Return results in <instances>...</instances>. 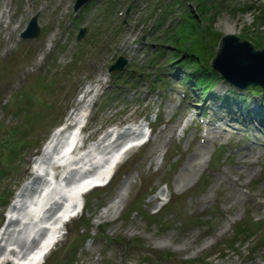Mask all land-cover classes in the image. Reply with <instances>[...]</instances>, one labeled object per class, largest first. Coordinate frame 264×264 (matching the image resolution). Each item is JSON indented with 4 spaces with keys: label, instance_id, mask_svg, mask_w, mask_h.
Listing matches in <instances>:
<instances>
[{
    "label": "rangeland",
    "instance_id": "1",
    "mask_svg": "<svg viewBox=\"0 0 264 264\" xmlns=\"http://www.w3.org/2000/svg\"><path fill=\"white\" fill-rule=\"evenodd\" d=\"M74 1L0 0V256L35 244L27 240L36 232L32 213L24 211L20 228L4 229V210L30 180L32 156L54 126L86 103L85 143L111 129L122 143L133 123L149 139L124 154L109 183L81 196V214L64 222L41 264H169L166 257L171 264H264V127L245 112L264 110V95L236 91L214 75L195 86L186 78L191 66L174 61L192 52L189 64H208L225 33L261 48L264 0H89L78 12ZM32 15L39 32L21 38ZM225 22L234 30L225 31ZM118 56L126 62L110 73ZM223 100L229 114L217 106ZM210 112L232 126L204 142L217 125ZM111 142L77 166L100 159ZM41 184L37 178L22 200ZM118 189L120 206L107 212Z\"/></svg>",
    "mask_w": 264,
    "mask_h": 264
},
{
    "label": "bare ground",
    "instance_id": "2",
    "mask_svg": "<svg viewBox=\"0 0 264 264\" xmlns=\"http://www.w3.org/2000/svg\"><path fill=\"white\" fill-rule=\"evenodd\" d=\"M224 28H225V31H228V32L232 31L235 28V24L233 22H225ZM86 92H87V90L84 93H86ZM86 110H87L86 103H84L83 108L80 107V109L77 110L75 113L73 112V110H69V112H68L69 116L67 115L66 119L69 120L70 125L73 126L74 129L72 131H66V132L60 133L58 135L54 134L52 136V138L43 146V148L41 149L40 156H39L38 160L35 162L34 166L29 171L31 174L30 180L27 181L26 184H24V186H22L21 189L19 190V192H17L15 195L16 199L11 204L10 209H9V212H11L10 214H14L15 212H17V210H16L17 209V203H19V201L21 200V198L24 194V191L27 189L28 186L30 187V185L33 184L37 178V176L35 175L36 171L41 170L44 167H48L52 171L61 169L60 170L61 174H64L67 169H69V168L71 169L72 167L75 166L76 160H74L72 162L70 161L71 158H74V152L70 150V147H71V145L74 144V142L76 141V139L79 136L78 133H76V130L80 126V124L83 123L84 117L86 114ZM253 111L254 112L258 111L262 115H264V110L254 109ZM216 123H217V125L212 124L209 128H207V132L204 134L206 142H209V140L212 136L215 138V136L217 134L221 135V132L224 131V130H221L223 127H220V126H222L223 123H226L225 116L224 115L218 116ZM217 129H219L221 132ZM117 133L118 132L115 131V129H112L109 132L104 131L102 139L101 140L99 139L96 143L92 144L93 147L98 149L102 145L104 140L109 139L110 137H112L113 135H115ZM117 139H118V137H117ZM64 144H66V145L64 146ZM109 152H110V150L104 151V149L101 148V151H98L97 154L99 156H101V159H104V157L107 156L109 154ZM197 154H199V153L196 152L195 155L197 156ZM200 157H202V156H200ZM104 163H105V161H104ZM87 164H89L88 166H90V169L86 171L87 175H85V177H88L87 181L93 177H96V176L99 177L100 174L98 173L99 172L98 170L101 167L103 169L104 166H102V165H98V166L91 165V160H88L87 162L83 163L82 166H85ZM65 177L67 178V180H69V182H71V179H70L71 176L70 177L65 176ZM85 180L86 179L82 180L81 182L78 181V182L72 184L73 185L72 190L70 192H67L68 193L67 194V201L65 202L67 206H65L64 208L59 207V209H56L57 210L56 213H58V214L56 215V213H54L55 217L52 218L51 228L54 229V227H57L58 225H60L62 217L65 216L69 211L74 209V205L69 206L68 201L72 200V198L75 197L74 193L77 192L79 186ZM63 182L65 183V185H67L66 179L63 180ZM44 185H45V187L47 186L46 182L44 183ZM32 190L34 191L35 189H32ZM39 191L43 192L44 190L42 188ZM39 191L36 192V202L31 204L32 207L34 208L35 212L39 211L45 203V202H42V200H40V197H39L40 192ZM121 200H122L121 190L118 189L117 193H115V195L111 198V200L108 203L107 212L118 208V206H120ZM16 214H18V213H16ZM21 217H23V216H21ZM50 218L51 217H49L48 220L45 219V222L51 221ZM17 221L18 220H11V218H7V222L5 224L4 229H6L7 226H9L11 224H17L16 223ZM39 221L40 220L37 219L36 224ZM36 224L33 226H36ZM4 234L5 233H3V231H2L1 235H4ZM2 238L3 237H1V239ZM43 246H45V245H43ZM43 246H38V245H36V242H35V244L32 247H30L29 249L26 250L25 255L20 257L18 260L22 263H25V264H33V262L35 264L36 263L38 264L37 261H40L43 257V255L41 253L42 252L41 247H43ZM33 248H34V250H33Z\"/></svg>",
    "mask_w": 264,
    "mask_h": 264
},
{
    "label": "water",
    "instance_id": "3",
    "mask_svg": "<svg viewBox=\"0 0 264 264\" xmlns=\"http://www.w3.org/2000/svg\"><path fill=\"white\" fill-rule=\"evenodd\" d=\"M86 0H75L77 9ZM83 30L78 34L81 35ZM38 27L35 15L32 16L22 32L24 38L36 36ZM246 39H238L233 33L222 34L217 42L214 55L210 58V67L228 83L238 89L257 86L264 94V44L254 49ZM126 60L118 56L110 69L120 70Z\"/></svg>",
    "mask_w": 264,
    "mask_h": 264
},
{
    "label": "trees",
    "instance_id": "4",
    "mask_svg": "<svg viewBox=\"0 0 264 264\" xmlns=\"http://www.w3.org/2000/svg\"><path fill=\"white\" fill-rule=\"evenodd\" d=\"M195 54L194 53H190V55H188V57L186 60H184L185 62H183L181 59H179V64L177 65H186V66H191V72L190 75L187 76V78L190 79H195V81H198L197 84L199 82H205L208 77H210L209 79H211V77L214 75L215 78H217V76L215 75V73L209 68V66H207L206 64H189L191 63L190 61L192 60V57H194ZM199 62V61H198ZM248 88L253 89L254 91L258 92L261 94L260 88H258L257 86H249L246 89L248 90ZM239 227L236 226V231L238 232ZM248 235H251L248 233ZM202 261V258L199 259Z\"/></svg>",
    "mask_w": 264,
    "mask_h": 264
}]
</instances>
